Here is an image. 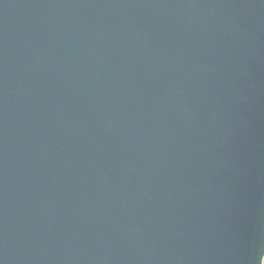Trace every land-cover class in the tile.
<instances>
[{
  "label": "water",
  "instance_id": "1",
  "mask_svg": "<svg viewBox=\"0 0 264 264\" xmlns=\"http://www.w3.org/2000/svg\"><path fill=\"white\" fill-rule=\"evenodd\" d=\"M264 0H0V264H263Z\"/></svg>",
  "mask_w": 264,
  "mask_h": 264
},
{
  "label": "rangeland",
  "instance_id": "2",
  "mask_svg": "<svg viewBox=\"0 0 264 264\" xmlns=\"http://www.w3.org/2000/svg\"><path fill=\"white\" fill-rule=\"evenodd\" d=\"M263 264H264V258H263Z\"/></svg>",
  "mask_w": 264,
  "mask_h": 264
}]
</instances>
